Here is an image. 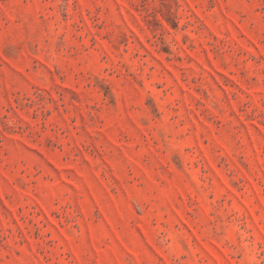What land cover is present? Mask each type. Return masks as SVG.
Segmentation results:
<instances>
[{
	"label": "rangeland",
	"instance_id": "374dc122",
	"mask_svg": "<svg viewBox=\"0 0 264 264\" xmlns=\"http://www.w3.org/2000/svg\"><path fill=\"white\" fill-rule=\"evenodd\" d=\"M0 264H264V0H0Z\"/></svg>",
	"mask_w": 264,
	"mask_h": 264
}]
</instances>
